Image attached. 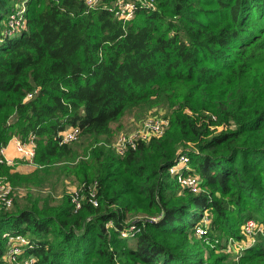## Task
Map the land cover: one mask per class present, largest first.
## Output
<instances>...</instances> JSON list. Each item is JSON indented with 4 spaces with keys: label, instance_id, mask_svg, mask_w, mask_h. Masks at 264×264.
I'll return each instance as SVG.
<instances>
[{
    "label": "trees",
    "instance_id": "trees-1",
    "mask_svg": "<svg viewBox=\"0 0 264 264\" xmlns=\"http://www.w3.org/2000/svg\"><path fill=\"white\" fill-rule=\"evenodd\" d=\"M17 1L0 0V157L11 140H33L42 187L51 166L70 163L81 207L40 191L19 206L14 187L28 177L0 164L14 192L0 264L8 234L29 241L13 264H235L216 237L240 241L247 219L264 231V0H154L131 20L115 16L118 0H25V28L7 34ZM156 106L166 133L119 155L113 124ZM75 127L78 145L61 144ZM81 148L88 159L74 164ZM182 154L208 194L182 195L169 171ZM141 214L159 221H137L127 240ZM261 235L238 264H264Z\"/></svg>",
    "mask_w": 264,
    "mask_h": 264
},
{
    "label": "rangeland",
    "instance_id": "rangeland-1",
    "mask_svg": "<svg viewBox=\"0 0 264 264\" xmlns=\"http://www.w3.org/2000/svg\"><path fill=\"white\" fill-rule=\"evenodd\" d=\"M25 0H18L17 2H14L16 4L15 8L17 10V12L14 14H18L19 11L21 10V12L19 13V19L17 20V18H13L12 20L10 19L6 25H7V31L6 33L8 34L9 32H13V29L11 28V26L14 27H20L23 25V18L22 16L24 15L22 10H26L27 7L24 4ZM13 16V15H11ZM25 21V19H24ZM25 28V27H24ZM10 29H12L10 31ZM23 30V28H20L19 31ZM18 32V31H16ZM153 119H161V120H166L169 121L170 123V118L167 116V110L166 108H162L160 106H156L150 109H145L143 111L140 112H132L130 114H127L126 116H124L121 120H119L118 122L113 124L112 130H113V135H114V139L113 142L116 146L117 142L119 141V139L122 136H126L129 134H132L133 132H138L140 130L143 129V127L145 126V124ZM170 126V124H169ZM213 130V129H212ZM222 128H218L215 129L216 132L221 131ZM17 139V138H16ZM79 143V138L77 141L72 142L73 145H78L76 144ZM10 144V143H9ZM13 147V153H11L10 155L8 154V147L9 146ZM7 146V148L5 149L4 153L5 155L8 157V159L12 160V165L11 167L13 168V172L14 173H18L20 175H24L25 177H28V184L30 185V187H26V186H15L14 187V192L16 197L18 198V200L20 201L19 206H22L25 203V199L28 193H31L32 196H35L36 193L38 191H43L45 192L44 194H42L45 197L50 196L51 200L54 199V201L51 204H57L60 203L61 201L64 200L65 197H70V198H75L77 196V193L79 191V187L80 184H78L79 182L77 181V177L75 175V173L71 172L73 169V165H71L70 163H63V164H57V165H53L50 167V169H52L50 174H54V180L52 182V184H47L46 186L42 187V183L45 180L44 177L42 175H38L37 173V165L35 163H31L23 158H21V154L18 152L17 148H16V143L14 146V143L10 144ZM84 148L81 149H75V153L77 155H81V157H77V159L73 162L74 164L80 163L83 160H87V157H84ZM192 151V150H191ZM194 152V151H192ZM197 153V152H195ZM18 154L20 156H18ZM13 156V157H12ZM17 157V158H15ZM185 157L187 158L186 163H183V165H181L180 168L182 167H187L189 174L194 175L196 177H193L195 181L193 186H190V188H183L180 186V184L177 181V177L172 176L173 180H176L177 184L185 190L183 194L181 191V194L184 195V193H188L190 192L191 195H201L204 193L208 194V191L203 187V181L197 171V168L194 167L193 163L191 162V157L189 155H185ZM187 164V165H186ZM178 169V168H177ZM41 174H43L41 172ZM49 174V175H50ZM60 175V179L57 181L56 176ZM45 176H48L45 174ZM2 180H4L3 177H0ZM202 181V182H201ZM74 187V188H73ZM13 192V193H14ZM14 208V207H13ZM13 208H7L4 209L3 207H0V213H5V211H12ZM142 213V212H140ZM139 213V214H140ZM213 215L210 211L205 212V218L202 224L201 229L202 230H206V228L204 227L205 225H208V223L212 220ZM133 219V226L129 227L126 231H124L123 233H125L127 236H124V238H127V240H131L128 238L132 237V234H139L140 230L139 227L137 225H135V223L137 221H141V220H151L154 223H157L158 217H148L145 216L143 214H141L140 216H137ZM248 221L250 219H247ZM252 222H250L251 224ZM258 224V223H257ZM244 227V225H243ZM261 225H257V228L255 230V234H253L252 236L246 235L245 233L243 235L242 234V239L240 241L233 239V237H228L226 238V236H219L216 237L218 239H216L215 244L222 246L220 249H222V251H220V253L226 254L228 255L229 258V262H234L235 264H238V260L240 257L239 254L240 252H242L243 248L246 249L249 245H251L259 236H262L261 234L264 232H260L259 228H261ZM205 228V229H204ZM209 230V229H208ZM243 233V232H242ZM239 235H240V231H239ZM195 236L198 240H203V242L205 243L206 241L204 240V236H200L199 234L195 233ZM24 237V236H23ZM9 243V240L7 241ZM9 248V246H7V249ZM24 255V252L22 253V256ZM25 259H21L19 261L18 264H25L24 263ZM15 262V261H12Z\"/></svg>",
    "mask_w": 264,
    "mask_h": 264
},
{
    "label": "built area",
    "instance_id": "built-area-1",
    "mask_svg": "<svg viewBox=\"0 0 264 264\" xmlns=\"http://www.w3.org/2000/svg\"><path fill=\"white\" fill-rule=\"evenodd\" d=\"M101 0H85L86 6L88 8H93L98 5ZM154 0H118L116 6L117 9L115 11V16L124 19V20H131L137 11L138 8H148L154 9ZM21 10L19 11V13ZM23 14H25L26 10H22ZM19 13L16 15L11 16V20L13 18L19 19ZM23 18V25L20 27L11 26L13 32L19 31L20 28L25 27L24 15ZM31 97V96H29ZM169 121L161 120V119H153L148 121L142 130L138 132H133L132 134L122 136L119 141L117 142L116 146L114 144V149L119 155H126L130 150H135L137 145L141 142H149L153 138H161L169 128ZM80 136L79 128H71L65 131L60 135V143L61 144H71L78 140ZM16 148L18 152L21 154V158L34 163V159L36 156V144L33 140L23 142L20 139L16 140ZM5 148L1 151L0 157V164H5L8 166L12 165V160L5 157ZM186 154H182L179 157L178 163L170 168V174L172 176L177 177V181L183 188H190V186L194 185V175L189 174L187 167H181L183 163H186L187 158L185 157ZM187 165V164H186ZM178 168V169H177ZM183 185V186H182ZM13 186L10 182L6 180L0 179V206L5 208H11L13 206V199L12 194ZM95 206H97V202H93ZM73 204L75 205V210H78L81 207V201L78 196L73 198ZM250 222H252L250 224ZM257 222L253 219L247 220L244 224L243 230L246 235L252 236L255 234V230L257 228ZM260 232H263V228H259ZM196 233L200 236L205 235L206 231L202 230L201 227H198ZM124 236H127L123 233ZM7 240L8 243V250H7V260L10 262L8 264H13L17 258H19L22 253L26 251V248L29 245V241L26 237L20 234H8ZM28 261L25 264H28Z\"/></svg>",
    "mask_w": 264,
    "mask_h": 264
},
{
    "label": "crops",
    "instance_id": "crops-1",
    "mask_svg": "<svg viewBox=\"0 0 264 264\" xmlns=\"http://www.w3.org/2000/svg\"><path fill=\"white\" fill-rule=\"evenodd\" d=\"M17 139H18V138H17ZM17 139L15 138V139L11 140L10 144H11V143H12V144L14 143V146H15V143H16V140H17ZM10 144H9V145H10ZM6 148H7V147H6ZM6 148H5V149H6ZM11 153H13V147L10 145V146L8 147V154L10 155ZM11 155H12V154H11ZM18 156H20V155L18 154ZM5 157L8 158L6 155H5ZM12 157H13V156H12ZM20 157H21V156H20ZM15 158H17V157H15ZM73 188H74V187H73ZM40 193H41V194H44L45 192H43V191L41 190Z\"/></svg>",
    "mask_w": 264,
    "mask_h": 264
}]
</instances>
